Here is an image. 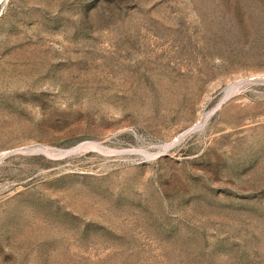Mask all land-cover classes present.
<instances>
[{"label": "rangeland", "instance_id": "obj_1", "mask_svg": "<svg viewBox=\"0 0 264 264\" xmlns=\"http://www.w3.org/2000/svg\"><path fill=\"white\" fill-rule=\"evenodd\" d=\"M0 264H264V0H0Z\"/></svg>", "mask_w": 264, "mask_h": 264}]
</instances>
